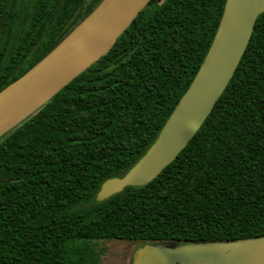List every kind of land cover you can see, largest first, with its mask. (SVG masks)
Here are the masks:
<instances>
[{
  "label": "trees",
  "instance_id": "16d2710c",
  "mask_svg": "<svg viewBox=\"0 0 264 264\" xmlns=\"http://www.w3.org/2000/svg\"><path fill=\"white\" fill-rule=\"evenodd\" d=\"M102 0H0V91ZM226 0H150L109 52L0 138V264H104L111 242L264 239V14L193 139L143 187L95 197L157 139Z\"/></svg>",
  "mask_w": 264,
  "mask_h": 264
},
{
  "label": "water",
  "instance_id": "95a60500",
  "mask_svg": "<svg viewBox=\"0 0 264 264\" xmlns=\"http://www.w3.org/2000/svg\"><path fill=\"white\" fill-rule=\"evenodd\" d=\"M149 2L102 0L52 51L0 91V138L105 56ZM262 14L264 0H226L208 52L157 139L123 178L103 183L97 203L149 184L185 149L224 93ZM212 244L233 248L239 264H264V239Z\"/></svg>",
  "mask_w": 264,
  "mask_h": 264
},
{
  "label": "rangeland",
  "instance_id": "374dc122",
  "mask_svg": "<svg viewBox=\"0 0 264 264\" xmlns=\"http://www.w3.org/2000/svg\"><path fill=\"white\" fill-rule=\"evenodd\" d=\"M108 247L104 264H239L233 248L218 244H148L146 248H130L111 242Z\"/></svg>",
  "mask_w": 264,
  "mask_h": 264
}]
</instances>
